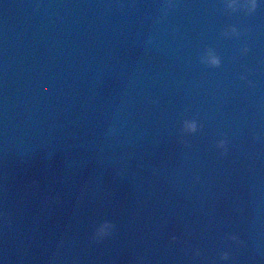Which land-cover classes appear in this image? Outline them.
I'll return each mask as SVG.
<instances>
[{
  "label": "water",
  "instance_id": "95a60500",
  "mask_svg": "<svg viewBox=\"0 0 264 264\" xmlns=\"http://www.w3.org/2000/svg\"><path fill=\"white\" fill-rule=\"evenodd\" d=\"M0 264H264V0H0Z\"/></svg>",
  "mask_w": 264,
  "mask_h": 264
},
{
  "label": "clouds",
  "instance_id": "9594fccd",
  "mask_svg": "<svg viewBox=\"0 0 264 264\" xmlns=\"http://www.w3.org/2000/svg\"><path fill=\"white\" fill-rule=\"evenodd\" d=\"M224 5L225 8L227 10H236L237 8L245 11L248 14H251L252 12L255 11L256 7H257V0H224ZM229 32H231L232 34H235L234 30H229ZM246 51V49H245ZM202 62L207 63L209 66L211 67H216L219 63L218 59L211 55L208 54L203 60ZM197 131V125L195 123V121L193 120H185L183 121L182 125H181V132L182 134H188L191 135L193 133H195ZM216 148L218 150L223 151L225 148V141L223 139H220L217 144H216ZM109 226L104 225L101 226L98 229L97 235L98 236H104L107 234V228ZM231 239L233 241L236 240L235 237H231Z\"/></svg>",
  "mask_w": 264,
  "mask_h": 264
},
{
  "label": "snow or ice",
  "instance_id": "6c2138e0",
  "mask_svg": "<svg viewBox=\"0 0 264 264\" xmlns=\"http://www.w3.org/2000/svg\"><path fill=\"white\" fill-rule=\"evenodd\" d=\"M185 121V120H184Z\"/></svg>",
  "mask_w": 264,
  "mask_h": 264
}]
</instances>
